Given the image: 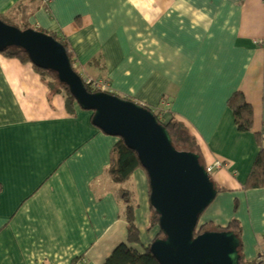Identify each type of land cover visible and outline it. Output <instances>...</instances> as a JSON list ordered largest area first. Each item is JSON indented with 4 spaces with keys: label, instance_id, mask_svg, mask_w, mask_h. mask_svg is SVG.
<instances>
[{
    "label": "crops",
    "instance_id": "1",
    "mask_svg": "<svg viewBox=\"0 0 264 264\" xmlns=\"http://www.w3.org/2000/svg\"><path fill=\"white\" fill-rule=\"evenodd\" d=\"M22 26L55 30L74 69L103 89L146 106L196 136L221 188L199 223L241 225L242 253L264 254V187L243 188L264 147V0H0ZM240 90L253 126L239 132L227 106ZM92 111L52 93L30 62L0 52V264H102L126 241L117 184L107 174L117 136ZM143 246L155 234L148 177L133 172Z\"/></svg>",
    "mask_w": 264,
    "mask_h": 264
},
{
    "label": "water",
    "instance_id": "2",
    "mask_svg": "<svg viewBox=\"0 0 264 264\" xmlns=\"http://www.w3.org/2000/svg\"><path fill=\"white\" fill-rule=\"evenodd\" d=\"M9 47L21 48L33 65L55 73L80 108L92 111L96 127L136 152L163 234L148 244L160 264H239L240 242L232 230L198 232L199 216L217 194L199 153L176 149L166 126L143 104L108 91H89L64 45L52 35L0 19V52Z\"/></svg>",
    "mask_w": 264,
    "mask_h": 264
},
{
    "label": "trees",
    "instance_id": "3",
    "mask_svg": "<svg viewBox=\"0 0 264 264\" xmlns=\"http://www.w3.org/2000/svg\"><path fill=\"white\" fill-rule=\"evenodd\" d=\"M0 19L4 22L13 24L21 29L35 28L37 30L44 31L52 35L55 39L59 40L65 47L71 65L74 69V56L69 50L68 43L62 39L55 30H44L39 27H34L28 22H22V26H19L8 20L6 16L0 14ZM1 53L16 57L22 62H30L28 55L18 47H9ZM31 63V62H30ZM32 64V63H31ZM33 69L40 75V77L46 82L49 90L52 93H60L64 96L66 109L72 111L73 105L76 102L68 87L59 82L55 73L50 70L39 68L33 65ZM75 70V69H74ZM76 71V70H75ZM87 89L91 92L101 91V89H92L86 84L85 79L82 77ZM53 87L55 89L53 90ZM106 91V90H105ZM109 92V91H108ZM116 94V93H115ZM128 98V97H126ZM131 99V98H128ZM133 100V99H131ZM135 101V100H134ZM144 105V104H143ZM151 111H153L155 117L160 123H163L172 140V144L178 150H191L200 154L199 143L196 136L189 130V128L181 121L177 120L173 114L170 113L168 118L164 117L165 108L164 104H161L157 108H152L144 105ZM227 106L231 110L233 120L236 129L239 132H247L253 126L254 114L252 105L245 99L242 91H234L227 101ZM257 142L259 144V150L253 160L252 166L248 172L247 178L243 184V188H256L264 187V147L260 143V134H255ZM109 163L107 165V174L116 183L117 189L115 191L117 200L121 203L122 215L126 222L127 237L126 241L117 244L111 253L104 259L102 264H160L157 259L149 250V245L143 246L139 237V230L135 220V208H136V192L133 182H130L133 172L140 168L143 169L138 156L134 150L129 148L121 138L113 144L110 149ZM202 162V159L200 157ZM203 163V162H202ZM204 164V163H203ZM205 165V164H204ZM145 171V170H144ZM217 192L221 191L215 183ZM149 183H148V194H149ZM158 227V215L153 211L150 206V218L147 225V231H151L153 228ZM159 228V227H158ZM227 229L232 230L239 238V264H264V259L257 262L256 258L247 259L242 253V238H241V225L236 218H232L228 224L224 227L216 226L211 222H205L200 224L198 232L205 230H219ZM163 236L159 230L157 235L154 237ZM153 238V239H154ZM152 239V240H153Z\"/></svg>",
    "mask_w": 264,
    "mask_h": 264
},
{
    "label": "built area",
    "instance_id": "4",
    "mask_svg": "<svg viewBox=\"0 0 264 264\" xmlns=\"http://www.w3.org/2000/svg\"><path fill=\"white\" fill-rule=\"evenodd\" d=\"M86 84L90 86L92 89H103L102 84L98 80H86ZM224 165V162L220 160H216L211 164L205 165V169L210 174L214 169L220 168ZM264 259V254L256 257L257 262L262 261Z\"/></svg>",
    "mask_w": 264,
    "mask_h": 264
},
{
    "label": "rangeland",
    "instance_id": "5",
    "mask_svg": "<svg viewBox=\"0 0 264 264\" xmlns=\"http://www.w3.org/2000/svg\"><path fill=\"white\" fill-rule=\"evenodd\" d=\"M55 89V87H53V90ZM134 177H132L131 178V180H130V182H133V184H134ZM197 226H198V224H197ZM155 234L153 235V238L157 235V233H158V231H159V228L158 227H155ZM153 238H151V240L153 239Z\"/></svg>",
    "mask_w": 264,
    "mask_h": 264
}]
</instances>
